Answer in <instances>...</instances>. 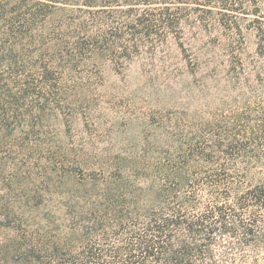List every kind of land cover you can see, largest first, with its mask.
I'll use <instances>...</instances> for the list:
<instances>
[{
	"label": "trees",
	"instance_id": "trees-1",
	"mask_svg": "<svg viewBox=\"0 0 264 264\" xmlns=\"http://www.w3.org/2000/svg\"><path fill=\"white\" fill-rule=\"evenodd\" d=\"M171 41L103 135L105 67ZM0 264H264V0H0Z\"/></svg>",
	"mask_w": 264,
	"mask_h": 264
},
{
	"label": "rangeland",
	"instance_id": "rangeland-1",
	"mask_svg": "<svg viewBox=\"0 0 264 264\" xmlns=\"http://www.w3.org/2000/svg\"><path fill=\"white\" fill-rule=\"evenodd\" d=\"M195 31L193 27L186 25V40L197 44L194 39ZM247 39L249 41L248 50L252 52L255 48L254 37L252 34H248ZM168 45H170L169 49L165 46L166 63L161 60L152 64V60L148 56H143L135 59L124 74L117 73L110 65L105 67V84L102 87L104 117H100V120L106 121L101 127L103 135L108 132L107 129L113 128V124L118 126L116 128H121V131L124 129L122 125L125 119L138 115L141 109L144 110L153 104L152 100L158 99L160 88L167 82L163 76L158 77L155 72L161 69L160 66L170 64L171 68H174L179 62L175 57L179 52L174 43L171 41ZM137 106H142V108L138 109ZM77 128H83L81 121L77 122ZM101 145H106V141H101Z\"/></svg>",
	"mask_w": 264,
	"mask_h": 264
}]
</instances>
